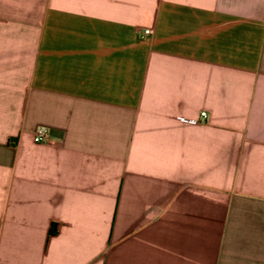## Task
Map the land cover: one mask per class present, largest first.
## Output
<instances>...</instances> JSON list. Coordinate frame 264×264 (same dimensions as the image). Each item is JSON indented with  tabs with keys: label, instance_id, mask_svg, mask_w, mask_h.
<instances>
[{
	"label": "crops",
	"instance_id": "crops-1",
	"mask_svg": "<svg viewBox=\"0 0 264 264\" xmlns=\"http://www.w3.org/2000/svg\"><path fill=\"white\" fill-rule=\"evenodd\" d=\"M0 264H264V0H0Z\"/></svg>",
	"mask_w": 264,
	"mask_h": 264
},
{
	"label": "built area",
	"instance_id": "built-area-1",
	"mask_svg": "<svg viewBox=\"0 0 264 264\" xmlns=\"http://www.w3.org/2000/svg\"><path fill=\"white\" fill-rule=\"evenodd\" d=\"M144 34H148L149 33V29H145L143 31ZM201 117H205L206 113L204 111H202L201 113ZM187 120L189 122H197L196 120L193 119H184ZM48 127L44 126V125H38L37 127L34 128L33 132H32V138L33 141L37 142V143H43L47 141V134H48Z\"/></svg>",
	"mask_w": 264,
	"mask_h": 264
},
{
	"label": "trees",
	"instance_id": "trees-1",
	"mask_svg": "<svg viewBox=\"0 0 264 264\" xmlns=\"http://www.w3.org/2000/svg\"><path fill=\"white\" fill-rule=\"evenodd\" d=\"M55 231H56V226L53 225V227L50 229V233L52 234V233H54Z\"/></svg>",
	"mask_w": 264,
	"mask_h": 264
}]
</instances>
